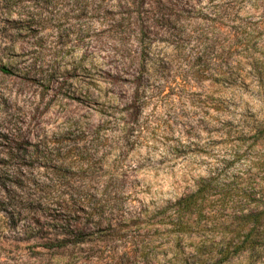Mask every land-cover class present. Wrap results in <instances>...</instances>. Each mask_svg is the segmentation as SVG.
Here are the masks:
<instances>
[{"label":"rangeland","instance_id":"obj_1","mask_svg":"<svg viewBox=\"0 0 264 264\" xmlns=\"http://www.w3.org/2000/svg\"><path fill=\"white\" fill-rule=\"evenodd\" d=\"M73 1L0 0V264H193L199 238L162 210L200 178L232 187L208 212L264 213V0ZM63 133L88 165L25 197L58 182L26 155ZM221 264H264V244Z\"/></svg>","mask_w":264,"mask_h":264},{"label":"trees","instance_id":"obj_2","mask_svg":"<svg viewBox=\"0 0 264 264\" xmlns=\"http://www.w3.org/2000/svg\"><path fill=\"white\" fill-rule=\"evenodd\" d=\"M76 1V0H75ZM73 1V5L77 6V2ZM91 0L84 1V7L87 6ZM139 16H141L139 14ZM73 18L68 17V20ZM141 18V17H140ZM143 19V18H142ZM140 37V57L139 62L141 66H145L146 58L149 55V35L144 29ZM3 72H8L6 67H1ZM47 74V71L46 73ZM56 74V69H50L46 77H52ZM253 78L256 81L258 96L263 92L264 72L257 69L253 72ZM50 82V78L47 80ZM257 137L259 132H264L263 129L255 127L250 129ZM68 133V132H67ZM61 134L56 142L48 143V140L39 141L38 144H33L32 151L29 157L32 162L36 163L38 167L45 169V174L55 176L58 182H34L31 184V191L23 194L25 197H50L52 194L53 186L58 183L61 186L63 183L59 177L67 173L70 169L77 168V165H88L89 160L84 159L86 155L85 150L77 148H63L61 142L64 135ZM48 143V145H46ZM50 144V145H49ZM18 156H16L17 158ZM83 158V160L80 159ZM19 159V158H18ZM74 159L73 162H70ZM86 160V161H85ZM76 161V162H75ZM75 162V163H74ZM86 162V163H85ZM74 163V164H71ZM32 165H34L32 163ZM19 169L15 174H22L23 165L18 163ZM25 166V165H24ZM17 172V173H16ZM220 174L214 170L212 173L204 178H200L195 185V189L183 195L170 206L162 210L166 214L167 226L176 235L196 236L198 241L193 243L192 259L193 264H221L229 261L232 257L241 255L247 251H254L264 244V213H241L229 217L218 216L213 212H208L205 205L211 201L212 197H230L231 184L220 179ZM15 188H22L20 183H14ZM68 187V183H66ZM22 190V189H21ZM217 191V192H216ZM216 192V193H215ZM45 201L40 200V203ZM59 206L67 208L71 203L68 200H61L57 202ZM84 204V203H83ZM107 201L105 199L91 201L85 205L89 210L104 211ZM210 232V233H209ZM202 234V235H201ZM202 236H205L204 238ZM141 247L140 251H143Z\"/></svg>","mask_w":264,"mask_h":264}]
</instances>
